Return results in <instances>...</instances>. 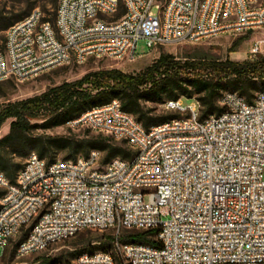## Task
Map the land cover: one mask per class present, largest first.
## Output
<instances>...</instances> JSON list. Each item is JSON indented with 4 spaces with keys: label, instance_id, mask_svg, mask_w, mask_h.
<instances>
[{
    "label": "built area",
    "instance_id": "1",
    "mask_svg": "<svg viewBox=\"0 0 264 264\" xmlns=\"http://www.w3.org/2000/svg\"><path fill=\"white\" fill-rule=\"evenodd\" d=\"M262 29L264 0H58L54 23L36 8L6 30L0 82L92 57L134 58L141 39L152 52ZM262 52L256 41L249 59ZM220 104L201 119L198 100H168L179 117L149 129L117 98L70 120L124 140L133 155L48 162L32 152L15 182L0 173L1 256L27 227L18 256L95 229L115 232L114 253L72 264H264V90L252 102L225 91ZM123 229H157V244L124 242Z\"/></svg>",
    "mask_w": 264,
    "mask_h": 264
},
{
    "label": "trees",
    "instance_id": "2",
    "mask_svg": "<svg viewBox=\"0 0 264 264\" xmlns=\"http://www.w3.org/2000/svg\"><path fill=\"white\" fill-rule=\"evenodd\" d=\"M49 3L55 6L54 18L45 15V19L54 23L58 0H49ZM7 13L0 10V33L29 14L8 17ZM236 46L234 44L230 51H235ZM260 90H264V54L254 59L236 61L229 57H215L202 50L183 58L162 53L139 73L131 74L117 68L92 71L75 81L50 87L41 94L0 105V130L11 119L8 133L0 136V173L15 182L23 166L15 159L27 158L32 152L43 159L47 158L48 162L56 160L59 152L66 153L64 159L76 160L88 157L92 150L102 152L103 163L115 157L131 158L133 152L124 140L118 142L113 136L102 132L83 138L35 132L39 127L50 129L66 124L87 109L105 104L113 98L119 99L122 109L149 129L155 124L179 117V114L154 117L155 107L147 106L148 103L162 105L179 98L196 99L201 106V119H204L225 109L220 104L223 92H237L252 102L255 93ZM37 120H43V123L34 122ZM3 194L4 190H0V198ZM29 229H24L25 232L15 242L14 251ZM157 231L123 229L121 239L124 242L156 245ZM113 240L114 235L107 236L102 251H107L110 245L113 247ZM78 254L75 252L72 255L78 257ZM51 261V258L47 259L48 264H60ZM65 264L72 262L68 260Z\"/></svg>",
    "mask_w": 264,
    "mask_h": 264
},
{
    "label": "rangeland",
    "instance_id": "3",
    "mask_svg": "<svg viewBox=\"0 0 264 264\" xmlns=\"http://www.w3.org/2000/svg\"><path fill=\"white\" fill-rule=\"evenodd\" d=\"M165 1V0H163ZM40 9L47 17L54 18L55 6L49 3V0H0V10L6 11L8 17H13L18 14L30 13L34 9ZM157 13V10H155ZM6 30L0 33V48L4 46ZM256 41H261L264 54V30H257L253 32H246L240 35L220 36L208 39L199 43H181L167 45L157 48L154 51H149L143 39L137 43L135 57L125 58L123 60H116L110 58H89L83 64H70L63 66L47 73L41 74L35 78L18 82L16 80H7L0 82V105L13 103L22 99L41 94L50 87L59 85L63 82H71L80 79L86 73L100 70L117 68L124 72L135 74L144 70L151 65L162 53H169L177 58H183L193 54L195 51L209 52L211 55L220 58L229 57L232 60L244 61L249 58L250 49ZM237 44L235 51H230L232 46ZM195 102V99L182 98L183 105L189 106ZM147 106L154 108V117L164 116L169 113H177L175 111H167L164 107L148 103ZM42 124L43 120L34 121ZM11 119H8L0 130V136H5L10 127ZM35 132L50 136H72L75 138H83L86 136L97 135L100 132L88 129L87 127H73L66 123L54 128L44 129L37 128ZM116 141L120 142L116 139ZM66 153L59 152L56 159H64ZM26 158H16V162L24 164ZM48 161V159H45ZM0 190H3L0 188ZM28 228V227H27ZM26 228V229H27ZM25 229V230H26ZM25 230L14 239L4 250L0 247V264H48L47 259L57 261L60 264H65L66 261L71 262L77 257H73V253L77 252L79 255L83 253H91L102 251L105 247L106 237L114 235L113 230L99 231L95 229H84L72 237L61 240L48 246L46 249L37 251L26 256H18L14 251L15 242L22 236ZM123 230L120 231L122 234ZM107 252L114 253L112 245L109 246Z\"/></svg>",
    "mask_w": 264,
    "mask_h": 264
}]
</instances>
